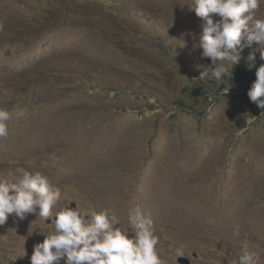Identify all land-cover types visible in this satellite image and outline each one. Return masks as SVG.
<instances>
[{"label": "rangeland", "instance_id": "374dc122", "mask_svg": "<svg viewBox=\"0 0 264 264\" xmlns=\"http://www.w3.org/2000/svg\"><path fill=\"white\" fill-rule=\"evenodd\" d=\"M189 2L0 0V181L40 171L61 192L54 212L107 207L123 230L141 206L163 264H235L244 239L264 264V111L199 80L213 65ZM51 231L10 215L0 264H30Z\"/></svg>", "mask_w": 264, "mask_h": 264}, {"label": "clouds", "instance_id": "9594fccd", "mask_svg": "<svg viewBox=\"0 0 264 264\" xmlns=\"http://www.w3.org/2000/svg\"><path fill=\"white\" fill-rule=\"evenodd\" d=\"M260 3L261 0H190L187 3L189 11L201 21V32L194 47L201 50V58L210 59L213 65L204 67L199 80L223 81L222 77L228 75V65H236L240 53L252 48L254 43L259 45L257 50L264 60V19L256 17ZM247 60L251 68L255 51L249 52ZM255 75L247 96L258 108L264 109V99H261L264 64ZM11 119L9 110L0 108V138L8 136ZM21 173L9 171V179L0 181V226L10 215L14 221H23L29 214L53 226L48 234L39 232L44 239L33 245L30 264H61V261L63 264H163L157 253L154 221L141 206L128 208L129 230L119 226L120 217L107 207L88 213L68 203L54 212L61 200L59 188L40 171L21 170ZM49 220L51 223H46ZM233 236H240L239 226L233 229ZM256 248L244 239L235 264H259Z\"/></svg>", "mask_w": 264, "mask_h": 264}, {"label": "trees", "instance_id": "16d2710c", "mask_svg": "<svg viewBox=\"0 0 264 264\" xmlns=\"http://www.w3.org/2000/svg\"><path fill=\"white\" fill-rule=\"evenodd\" d=\"M249 61L243 56L236 65H228V75L222 77L223 81H216L214 79H206L210 85L219 89L221 92L226 89L234 92H248L251 88L253 81L256 79V70L259 66L264 64V60L256 59L253 63V66L249 68ZM261 99H264L262 97ZM181 105V103L179 102ZM253 112L264 111L257 107L255 103H252Z\"/></svg>", "mask_w": 264, "mask_h": 264}, {"label": "water", "instance_id": "95a60500", "mask_svg": "<svg viewBox=\"0 0 264 264\" xmlns=\"http://www.w3.org/2000/svg\"><path fill=\"white\" fill-rule=\"evenodd\" d=\"M47 223H50V221H47ZM178 263L179 264H191V261L187 257L181 256L178 258Z\"/></svg>", "mask_w": 264, "mask_h": 264}]
</instances>
